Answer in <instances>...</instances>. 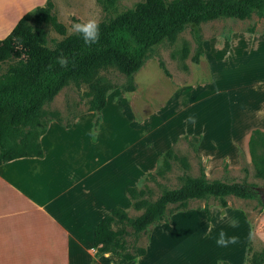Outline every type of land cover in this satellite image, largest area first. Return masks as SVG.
Wrapping results in <instances>:
<instances>
[{
	"label": "rangeland",
	"instance_id": "374dc122",
	"mask_svg": "<svg viewBox=\"0 0 264 264\" xmlns=\"http://www.w3.org/2000/svg\"><path fill=\"white\" fill-rule=\"evenodd\" d=\"M51 1L68 35L75 22L90 17L100 22L142 0H116L109 10L98 0ZM41 27L49 45L64 37L50 24ZM16 61L0 62V74ZM99 74L115 86L103 109L89 111L88 86L69 81L41 106L37 126L48 130L42 140L76 164L79 173L91 161L81 195L92 197L96 218L114 206L135 217L141 211L133 208L127 186L145 189L153 201L163 187H179L182 177H196L200 168L209 180L252 183L258 195H230L225 207L214 197L190 200L186 209L169 205L161 221L127 236L129 247L146 249L143 256L125 260L95 255L90 248L78 253L75 263L251 264L252 252L264 249V178L255 176L248 149L252 130L264 133V16L253 12L244 19L216 18L185 27L153 48L132 76L133 90L124 89L126 77L115 67ZM168 149L178 158L158 176ZM149 173L155 180L147 178ZM221 230L238 242L218 246Z\"/></svg>",
	"mask_w": 264,
	"mask_h": 264
},
{
	"label": "trees",
	"instance_id": "16d2710c",
	"mask_svg": "<svg viewBox=\"0 0 264 264\" xmlns=\"http://www.w3.org/2000/svg\"><path fill=\"white\" fill-rule=\"evenodd\" d=\"M98 1L108 10L116 8V0ZM52 9V1L46 0L43 5L25 12L8 34L0 38V62L17 59L0 74V165L19 157L43 155L39 137L46 129L37 128L40 108L69 81L76 86L86 84L90 96L88 110L100 111L106 104L108 91L115 87L99 74L101 69L117 68L126 77L124 89L133 90V74L156 45L172 40L189 25L224 17L244 19L253 12L264 16V0H142L100 21L99 42L91 46L79 34L65 35V26ZM42 24H50L64 37L49 45ZM199 53L200 48L192 57L194 62H198ZM61 55L68 59L66 68L57 62ZM248 149L255 176L264 178V133L259 128L252 130ZM171 158L178 156L168 149L156 175L162 176L170 168ZM179 158L185 163L184 157ZM147 178L155 180V175L149 173ZM182 180L179 187H163L153 201L145 197V189L127 186L125 192L133 208L141 213L131 217L123 208L112 207L94 226L95 255L110 253L125 260L143 256L146 249L129 247L127 236L136 237L151 224L161 221L169 205L186 209L190 200L214 197L225 207L230 195L242 198L258 195L252 183L209 180L203 168L198 176L185 175ZM249 261L264 264V249L252 252Z\"/></svg>",
	"mask_w": 264,
	"mask_h": 264
},
{
	"label": "crops",
	"instance_id": "0c3cea01",
	"mask_svg": "<svg viewBox=\"0 0 264 264\" xmlns=\"http://www.w3.org/2000/svg\"><path fill=\"white\" fill-rule=\"evenodd\" d=\"M45 1L0 0V38ZM47 131L39 137L42 156L0 165V264H76L78 253L94 249V226L103 216L96 218L92 197L81 195L91 161L79 173L42 140Z\"/></svg>",
	"mask_w": 264,
	"mask_h": 264
},
{
	"label": "clouds",
	"instance_id": "9594fccd",
	"mask_svg": "<svg viewBox=\"0 0 264 264\" xmlns=\"http://www.w3.org/2000/svg\"><path fill=\"white\" fill-rule=\"evenodd\" d=\"M70 31L72 34H79L83 38L84 43L89 46L98 43L100 39V23L96 17L73 23ZM57 62L61 67L66 68L68 66V59L63 55L57 58ZM237 242V237L227 236L224 230L219 232V236L216 239V244L222 247H227L229 244Z\"/></svg>",
	"mask_w": 264,
	"mask_h": 264
},
{
	"label": "bare ground",
	"instance_id": "6f19581e",
	"mask_svg": "<svg viewBox=\"0 0 264 264\" xmlns=\"http://www.w3.org/2000/svg\"><path fill=\"white\" fill-rule=\"evenodd\" d=\"M1 13V12H0ZM1 15V14H0ZM1 18V17H0Z\"/></svg>",
	"mask_w": 264,
	"mask_h": 264
}]
</instances>
